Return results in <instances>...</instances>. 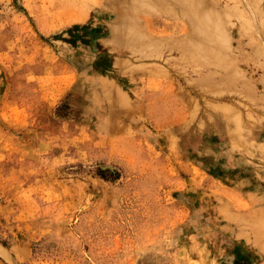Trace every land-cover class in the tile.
I'll list each match as a JSON object with an SVG mask.
<instances>
[{
    "label": "rangeland",
    "instance_id": "1",
    "mask_svg": "<svg viewBox=\"0 0 264 264\" xmlns=\"http://www.w3.org/2000/svg\"><path fill=\"white\" fill-rule=\"evenodd\" d=\"M173 2L0 0V264H264V0Z\"/></svg>",
    "mask_w": 264,
    "mask_h": 264
},
{
    "label": "bare ground",
    "instance_id": "2",
    "mask_svg": "<svg viewBox=\"0 0 264 264\" xmlns=\"http://www.w3.org/2000/svg\"><path fill=\"white\" fill-rule=\"evenodd\" d=\"M167 2H169L170 4H173V3H175V2H173V0H166ZM180 6V5H179ZM182 8V7H181ZM183 10V9H182ZM180 12H181V9H180ZM182 13V12H181ZM183 13H184V11H183ZM202 17V16H201ZM186 19V22L189 24V26L191 27H195V26H197V25H203L204 24V22H203V19H201V18H199V19H197V18H195V20L194 19H188V18H185ZM188 24H186V25H188ZM191 27V28H192ZM193 29V28H192Z\"/></svg>",
    "mask_w": 264,
    "mask_h": 264
},
{
    "label": "crops",
    "instance_id": "3",
    "mask_svg": "<svg viewBox=\"0 0 264 264\" xmlns=\"http://www.w3.org/2000/svg\"><path fill=\"white\" fill-rule=\"evenodd\" d=\"M126 126V125H125ZM125 126H123L122 128H124V129H130V130H133V128L132 127H129V126H127V127H125ZM263 200H264V197H263Z\"/></svg>",
    "mask_w": 264,
    "mask_h": 264
}]
</instances>
